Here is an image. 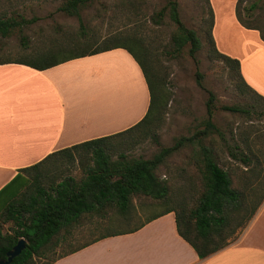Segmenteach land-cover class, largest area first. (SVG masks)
<instances>
[{
    "label": "trees",
    "instance_id": "16d2710c",
    "mask_svg": "<svg viewBox=\"0 0 264 264\" xmlns=\"http://www.w3.org/2000/svg\"><path fill=\"white\" fill-rule=\"evenodd\" d=\"M89 1L63 0L58 10L78 16V8ZM206 1L211 58L220 61L227 67L232 77L237 78L235 88L238 92L248 91L255 96L256 100L251 103L252 107H260L259 101L264 104V97L253 91L242 79L238 60L216 50L210 34L212 11L208 0ZM239 3L240 0H235L234 14L237 21L245 28L256 29L264 41L262 27L243 19L239 12ZM250 6L253 8L254 4ZM164 9L167 10L168 18L173 25L166 44L168 54L175 57L188 46L187 52L193 56L200 47V40L194 30L185 27L180 21L175 0H167L166 5L152 15L151 19L158 23ZM18 24L19 22L15 20L0 18V35L6 36ZM118 47L125 49L138 64L148 90L149 102L139 121L107 137H119L120 140H129L132 143L149 136L157 144L158 150L149 158L128 157L122 151H118L115 157L111 158L109 150L90 147L96 141L107 138L102 137L69 146L49 155L60 154L67 163H71L74 159L71 151L91 148L86 159L90 162L85 158L82 162L79 155L77 156L78 165L82 170V176L78 179L66 175L56 180L58 174L54 178V172L47 167L50 165L46 162L48 156L21 168L19 171L23 174H15L0 188V259L5 258V252L19 238L24 240V247L8 264H34V257H44L49 250H53L64 241L72 228L81 224L83 220L90 222L95 218L114 221L115 227L57 254L43 264H51L59 257L96 239L132 232L147 221L167 212L173 213L177 234L192 247L197 257L202 259L227 245V238L236 228L245 226L264 198V192L258 199L256 198L254 184L257 172L254 166L245 168L237 175L234 168L221 167L216 162L211 147L202 141L210 133L220 135L211 119L214 109L211 96L205 103L206 116L202 121V128L189 136L175 138L169 146L160 145L151 131V125L164 112L168 98L164 84L166 74L157 64V59L150 56L143 38L135 35L134 31L108 36L100 44L96 43L90 48L82 47L71 55L57 60H45L39 56L2 58L0 64L15 62L43 69L71 58ZM221 108L233 112H247L238 106ZM185 143L191 146L189 160L177 174L180 184L175 186L168 179H160L155 174V169L168 154ZM236 149L235 146L234 150L228 152L231 158L248 164L250 158ZM51 165L54 166L53 163ZM20 176L22 180L18 181ZM154 205H159L160 209L149 210ZM144 212L146 214L141 215ZM135 218L138 221L128 225ZM6 223L9 224L8 228L3 231V225ZM120 225L122 227L117 228Z\"/></svg>",
    "mask_w": 264,
    "mask_h": 264
},
{
    "label": "crops",
    "instance_id": "0c3cea01",
    "mask_svg": "<svg viewBox=\"0 0 264 264\" xmlns=\"http://www.w3.org/2000/svg\"><path fill=\"white\" fill-rule=\"evenodd\" d=\"M228 2L224 14L210 6L214 46L238 60L242 79L264 97V41L256 29L239 24L235 0ZM226 29L240 37L227 43ZM220 37L225 45H219ZM148 102L141 70L123 48L43 69L15 62L0 64V188L15 174H23L21 168L47 156V163L60 164L63 169L64 157L50 154L122 131L142 118ZM119 140L107 137L90 147L111 153ZM90 149L71 151V169L56 180L66 175L81 177L77 156L83 162ZM51 264H264V198L235 241L202 259L177 234L173 213L167 212L132 232L96 239Z\"/></svg>",
    "mask_w": 264,
    "mask_h": 264
},
{
    "label": "rangeland",
    "instance_id": "374dc122",
    "mask_svg": "<svg viewBox=\"0 0 264 264\" xmlns=\"http://www.w3.org/2000/svg\"><path fill=\"white\" fill-rule=\"evenodd\" d=\"M62 1L0 0V18L19 22L6 36L0 35V59L39 56L45 60H57L82 47L90 48L96 43L100 44L108 36L134 31L135 35L143 38L150 56L157 59V64L166 74L164 84L168 98L164 112L151 125V131L160 145L169 146L175 138L189 136L202 128V121L206 116L205 103L211 96L214 106L211 119L220 135L210 133L202 141L211 147L214 158L221 167L234 168L237 175L245 168L254 166L257 172L254 184L256 198L263 194L264 104L259 101L260 107H252L255 96L248 91L238 92L235 88L237 78L232 77L220 61L211 58L206 0H175L180 21L185 27L194 30L200 40V47L193 56L187 52L188 46H185L175 57L168 54L166 46L173 27L167 10L164 9L158 23L151 19L152 15L166 5L167 0H90L78 8V16L59 11L58 6ZM208 2L209 6L213 5L222 14L229 3L228 0ZM252 4L253 8L250 6ZM239 12L243 19L262 27L264 31V0H240ZM228 32L227 43L240 37L232 30ZM86 39L89 41L85 42ZM222 40V37L218 38L221 46L226 44ZM221 106H238L247 112H233L222 109ZM119 141L111 151L112 157L122 151L128 157L149 158L158 150L157 144L149 136L132 143L124 139ZM235 146L237 151L244 152L250 158L248 164L231 158L228 152L234 150ZM190 151L191 146L183 144L164 158L155 169V174L160 179H168L175 186L179 185L180 178L177 174L189 160ZM53 164L54 166L50 164L47 167L54 172V178L71 169L67 162L63 169L60 164ZM159 209V205L149 208L151 211ZM144 214L146 212L141 215ZM95 220L97 219L90 222L83 220L76 225L70 235H66L65 240L49 250L44 257H34V264H43L57 254L115 227L114 221L98 219L96 223ZM137 221L135 218L128 225ZM8 225H3V231L7 230ZM121 227L122 225L117 228ZM242 228L243 226L236 228L226 243L235 241Z\"/></svg>",
    "mask_w": 264,
    "mask_h": 264
},
{
    "label": "water",
    "instance_id": "95a60500",
    "mask_svg": "<svg viewBox=\"0 0 264 264\" xmlns=\"http://www.w3.org/2000/svg\"><path fill=\"white\" fill-rule=\"evenodd\" d=\"M23 247H24V240L23 238H19L15 242V244L5 252V258L0 259V264H8L11 261V259L21 251Z\"/></svg>",
    "mask_w": 264,
    "mask_h": 264
}]
</instances>
